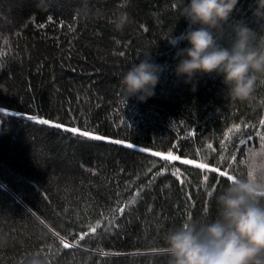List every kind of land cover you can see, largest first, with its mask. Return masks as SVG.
Masks as SVG:
<instances>
[{"label":"trees","instance_id":"obj_1","mask_svg":"<svg viewBox=\"0 0 264 264\" xmlns=\"http://www.w3.org/2000/svg\"><path fill=\"white\" fill-rule=\"evenodd\" d=\"M180 2L89 0L105 15L83 22L73 16L81 0H0V235L9 241L0 264H167L165 234L215 216L209 192L246 176L252 152L264 163V75L248 102L232 100L214 74L185 84L173 57L187 43L168 41L187 27ZM250 4L240 0L235 18L248 19ZM120 10L133 22L117 32L110 21ZM255 43L264 49V32ZM147 57L160 66L155 94L126 102L120 78Z\"/></svg>","mask_w":264,"mask_h":264},{"label":"clouds","instance_id":"obj_2","mask_svg":"<svg viewBox=\"0 0 264 264\" xmlns=\"http://www.w3.org/2000/svg\"><path fill=\"white\" fill-rule=\"evenodd\" d=\"M39 3L45 5V0ZM239 3L240 0H181L176 11L187 27L168 41L174 48L181 41L187 43L173 57L177 60L174 73L183 77L185 84L192 83L194 77L214 74L222 77L232 100L248 102L256 76L264 75V49L255 43L264 32V0H251L248 19L235 18ZM103 15L104 10L90 7L89 0H81L73 9L78 21L88 22ZM110 22L114 31L122 32L133 19L127 11L120 10ZM159 73L160 66L148 57L133 63L119 81L126 102L133 97L139 102L151 98ZM5 87L0 83V91ZM210 196L214 198L215 216L189 217L165 234L162 251L167 264H264V163H257L254 155L246 176H234L218 195ZM8 243L7 236L0 235V248ZM29 264L41 261L34 257Z\"/></svg>","mask_w":264,"mask_h":264},{"label":"snow or ice","instance_id":"obj_3","mask_svg":"<svg viewBox=\"0 0 264 264\" xmlns=\"http://www.w3.org/2000/svg\"><path fill=\"white\" fill-rule=\"evenodd\" d=\"M3 55L4 53L3 52H0V67L3 66ZM0 111H3L2 108H0ZM28 120H35L36 122L40 123V124H51V126L53 127H56V128H63L64 131H67V132H72L73 134H78L79 136L81 137H85V138H89V139H93V140H102V139H105L104 137L98 135V134H95V132H89L87 130H80L79 128H76V127H66L64 125H61L59 123H55V124H52V122H50L49 120L47 119H38L37 117L35 116H31V115H28L26 117ZM260 124L262 126H264V120H261L260 121ZM247 127V125L245 126ZM236 130L239 131V125L236 126ZM191 135H195V133H190ZM248 139H251V137H248ZM261 139L262 141H264V134H262L261 136ZM115 143H122V141H113ZM241 143H245L244 140H241ZM128 148H134L135 146L133 144H127L126 145ZM209 147H211V145H209ZM140 151H145V149H140ZM153 155H161V153H158V152H154L152 153ZM254 155H257V153L255 152H252L251 154V158L254 156ZM168 160H177L179 159V157L177 156H174V155H171L169 154L168 157H167ZM183 163L187 164V163H191L190 160H183L182 161ZM199 167L201 168H206L207 165L206 164H200ZM213 171H215L216 169H212ZM174 175L177 176V178L179 179V170L177 169L176 172L173 173ZM221 175H224V173H221ZM229 180H231L233 178V176L229 175L227 177ZM205 180H207V177L205 176ZM183 183V181H181ZM209 195H211V192H209ZM135 201L134 200H131L129 201V203H134ZM120 212L123 213L124 211V208L123 207H120ZM97 227H99V225H97ZM95 228L92 229L93 232H95ZM83 238V237H82ZM64 247H69V245L67 243L64 244Z\"/></svg>","mask_w":264,"mask_h":264},{"label":"rangeland","instance_id":"obj_4","mask_svg":"<svg viewBox=\"0 0 264 264\" xmlns=\"http://www.w3.org/2000/svg\"><path fill=\"white\" fill-rule=\"evenodd\" d=\"M158 153H161V155H158V156H160L162 158H165V159H167V157H168L169 154L174 155V156H177L176 154H173L171 152H165V153L164 152H158ZM177 157H179V156H177ZM179 159H181V160H190L191 161V164H194V165H197V166H199L200 164H205V163H202V162H199V161H195V160H192V159H187V158H181V157H179ZM207 167H210V166L207 165Z\"/></svg>","mask_w":264,"mask_h":264}]
</instances>
